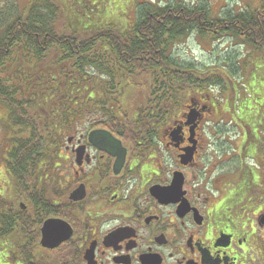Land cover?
<instances>
[{
	"label": "flooded vegetation",
	"instance_id": "af4514ba",
	"mask_svg": "<svg viewBox=\"0 0 264 264\" xmlns=\"http://www.w3.org/2000/svg\"><path fill=\"white\" fill-rule=\"evenodd\" d=\"M46 1L58 4L0 0V34ZM81 1L91 15L105 8L86 33L135 31L141 7L178 1L206 11V31L227 33L214 40L264 49L245 40L264 32V0H128L131 11L114 15L117 0ZM246 78L233 109L192 86L138 136L96 117L69 122L44 162L25 161L0 131V264H264V73ZM9 118L0 101V128ZM97 130L110 135L92 142Z\"/></svg>",
	"mask_w": 264,
	"mask_h": 264
},
{
	"label": "trees",
	"instance_id": "16d2710c",
	"mask_svg": "<svg viewBox=\"0 0 264 264\" xmlns=\"http://www.w3.org/2000/svg\"><path fill=\"white\" fill-rule=\"evenodd\" d=\"M41 8L40 13L29 12L22 23L13 22L12 29L0 34V101L9 106L10 130L14 128L19 135L14 152L24 153L25 161L53 159L61 130L69 122L82 121L89 109L97 112L94 120L99 124L113 130L121 126L130 136H138L144 123L162 122L171 115L182 92L192 86L218 85L225 94L222 68L182 65L171 55L172 47L191 33L211 40L227 34L203 28L200 21L207 26L210 22L202 7L178 1L143 6L135 31L94 27L88 33L73 29L83 23L88 26L91 8L85 3L76 13H70L68 3L46 1ZM81 8L89 12L84 17ZM232 35L240 36L239 32ZM245 40L262 45L264 32L248 33ZM259 48L249 55L264 60V49ZM25 91L36 94L37 103L32 104ZM236 99L232 98L233 104ZM81 113L83 117L76 118Z\"/></svg>",
	"mask_w": 264,
	"mask_h": 264
},
{
	"label": "rangeland",
	"instance_id": "374dc122",
	"mask_svg": "<svg viewBox=\"0 0 264 264\" xmlns=\"http://www.w3.org/2000/svg\"><path fill=\"white\" fill-rule=\"evenodd\" d=\"M68 1L69 0H57V3L62 4ZM87 1L93 2L94 0H87ZM128 3H129L128 0H117L114 8L111 9L112 15H114L113 11H115L117 8L125 9L126 13L131 11V8L128 7ZM74 4L76 6H74ZM82 5L83 3L81 0H74L71 3H68V9L70 13H76L78 7H81ZM100 10H102L101 12H104L105 8L104 9L101 8L97 10V12L94 15H91V17L89 16V18L86 19V24L88 26L95 24V22L92 19L96 20L98 18ZM84 12L87 14L85 9H84ZM11 15L12 13L10 12V17ZM116 19L120 21L119 22L120 27L124 26L125 25L124 22L128 21L122 16H119ZM84 27L85 26L83 23V25H81L80 27H76V28L73 27V29L78 30ZM230 39L231 38L225 37V38L213 41L210 38H203V37H200L199 35H196L195 33H191L186 38L178 41L172 47L171 55H172V58L176 62L182 65H192L193 67L198 68V69L210 68L213 65H215L216 67L219 66L220 68H222L226 72V74L223 75V77L226 80V85H227L224 91V93H226V95L224 94L225 96L224 98L226 100L225 104H227V108L230 106L233 109L235 104L232 103V98L233 97L237 98L239 94H241L242 92L241 85L243 84L246 76L254 75L258 77L259 74L264 73V60H261L260 57L258 56L249 55L248 46L241 47L240 41H237V40L235 41V39L231 41ZM232 69L233 71L234 70H237V71L233 73ZM210 89L214 95L221 96L222 91L220 93L221 88H219V86H212ZM233 92L236 93V97L232 96ZM24 95L25 97L29 98L32 101V104L37 103L38 101L36 100L37 97H34L36 94L33 96L30 93V91H25ZM77 104L76 105L72 104V106H75L74 108H76L78 107ZM23 105L26 106V104H23ZM95 107H99V105L96 104ZM89 110L90 112H87L84 114L85 118L83 119V121L96 117L97 112H92V109H89ZM75 116L76 118H81L83 117V113L76 114ZM10 126L12 127L11 124H9L8 127L3 126L0 128V131L4 132V137L5 138L8 137V142L12 145L14 143L13 140L16 141L17 140L16 137H19V135L18 136L12 135V133L14 134L16 130L15 129L10 130ZM21 134L23 136H27V134L25 133H21ZM65 137L66 136H64L63 138L65 139Z\"/></svg>",
	"mask_w": 264,
	"mask_h": 264
},
{
	"label": "water",
	"instance_id": "95a60500",
	"mask_svg": "<svg viewBox=\"0 0 264 264\" xmlns=\"http://www.w3.org/2000/svg\"><path fill=\"white\" fill-rule=\"evenodd\" d=\"M107 134H109L108 132L106 131H102V130H97V131H91L90 134H89V138L92 142H94V139L95 138H98V137H102V136H106ZM110 135V134H109ZM102 149H105L107 152L109 151L108 149L106 148H102ZM157 195H159L158 192H156ZM165 194V192L163 193ZM53 224H52V221H48V222H45L44 224V230H43V234H47L51 231V228H52ZM60 241V239H53V242H56L58 243ZM44 242V241H43Z\"/></svg>",
	"mask_w": 264,
	"mask_h": 264
}]
</instances>
